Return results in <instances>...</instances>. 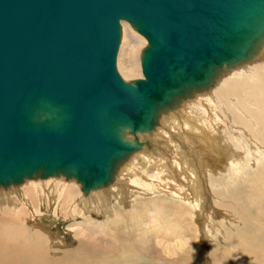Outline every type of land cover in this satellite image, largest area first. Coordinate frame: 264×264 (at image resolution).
<instances>
[{
    "label": "water",
    "instance_id": "water-1",
    "mask_svg": "<svg viewBox=\"0 0 264 264\" xmlns=\"http://www.w3.org/2000/svg\"><path fill=\"white\" fill-rule=\"evenodd\" d=\"M122 20L146 37L145 78L116 61ZM264 0H0V186L76 179L84 196L163 114L254 57Z\"/></svg>",
    "mask_w": 264,
    "mask_h": 264
},
{
    "label": "bare ground",
    "instance_id": "bare-ground-1",
    "mask_svg": "<svg viewBox=\"0 0 264 264\" xmlns=\"http://www.w3.org/2000/svg\"><path fill=\"white\" fill-rule=\"evenodd\" d=\"M122 21L124 29L129 22ZM122 33L123 39L120 46L118 67L123 79L128 80L132 73H136L134 76L137 75L139 78H145L143 72H141L142 53L139 47L142 44H148L146 37L133 30L132 34H129L131 40H127L126 46V35L124 31ZM125 51L130 53L129 61L127 58L122 57ZM230 73L231 75L228 76L229 81L225 86L218 85L212 89L198 92L194 97L184 100L178 109L163 114L161 124L153 135L142 132L137 134L126 132L127 137L133 141L136 138L140 141L149 137L155 143L154 147L157 146L156 148L158 149L160 148L159 141L161 138H165L171 153H167L169 149H165L162 152L160 149L158 152H155L156 150L151 151L149 148L145 149L148 143L147 145L143 143L140 149L131 153L115 169L113 181L102 188L89 192V197L84 198L85 201H83L85 205L82 204L81 200L83 197L82 185L75 187L66 181H53L52 179L51 181L45 180L47 182L42 183L37 182L38 180H29L24 184L23 193L15 196L16 199H25L21 207H16L12 204L11 206L5 207L6 204L2 206L1 203L3 200L5 201V197L4 190L0 188V264H147L144 257L145 240L147 238L145 231L142 230L138 233L137 223H133L130 226L131 219L136 215L138 216L135 211H139V208L134 211L131 206L133 210L114 205V216L111 215V218L104 219L106 221L104 223L98 220V222L87 221L84 228H80L81 225L80 229L77 230L80 236L77 245L64 250H59L60 247L58 245H60L61 240L54 237L47 229V219L50 216H47L46 212L49 208L44 210V215L40 214L34 220L35 223L29 215V211L30 207L33 206L32 202L37 211H40L42 204L46 205L45 202H47V206H51V204H48L50 201V190L56 189L61 184L58 196L54 197L55 202H58L54 209L57 211L55 214L60 212L62 217L64 216L65 218L71 217V214L77 216V214L84 213L82 211H84L83 208L86 206L91 207L94 205L95 211L107 215V212H111L112 208L108 204L110 198L106 191L111 190L112 195L115 196L119 195L120 192L124 196L131 195L133 198L129 201L134 203L135 197L140 195L137 193H147L144 189L148 190V188H145L146 183L142 178L145 177V174L149 176L152 168L160 167L164 169L168 177L178 175L179 172L176 171L172 164L178 161L182 165H188L182 161L184 157H181L180 154L179 147L181 146H174L171 142V136L174 135H170L168 131L162 128L164 123V125L166 123L170 124V127L183 134V137L185 136V139H187V143L190 141L191 144L198 145L203 149L204 155L200 154L202 155L200 160L207 167L209 164L205 162V158L220 162V160L227 158L230 153L232 154L231 158L235 157L237 154L234 152V147L240 146H242L241 150L243 152H239L241 156L243 155L242 159L240 158L241 165L239 166L238 164L236 168V165H234L230 170L232 172L226 179L230 180L229 182L219 185L217 181L221 177L216 176V173L211 172L212 170L209 172L214 174L212 183L216 188L215 190L229 185L227 189L215 194L218 201L213 202L214 206L235 211L238 223L232 224L228 222L225 224L223 219L219 223L215 222L213 216H216L219 211L217 208L207 206V200L204 201L207 196L205 197L202 191V196L198 197L202 203L200 202L197 206L192 203L191 207L186 206L185 209L187 212L192 213V217L194 216L195 220L196 215L199 213L201 215L204 211L208 219H212V223L215 222L217 234H219L217 238L219 239H216L209 249H203L196 245L197 242L190 243L191 235H189L184 240L182 239L179 245L177 244L178 246L184 245V250L175 252L177 255L175 260L166 259L167 264H190V261L191 264H207V261L210 264H264V150L262 151L261 148L257 150L255 147V143L264 142V41L254 57L235 65ZM223 108L227 110L225 111L226 113ZM246 130H249L251 134H248ZM156 136L161 137L160 140ZM250 137L252 138V143L249 141ZM168 138L169 140H167ZM165 142L164 144H166ZM243 160H246L244 167ZM178 170L180 171V169ZM125 176L132 179H127ZM166 183L173 184L171 181L166 182L164 178H161V181H157L156 191H163L162 187ZM237 183L240 185L239 188H235ZM201 186L203 189V184ZM50 187L51 189L47 191L49 194H46L47 197L43 196L42 191ZM193 189L197 193L196 189ZM156 195L149 196L151 199H147L145 202L152 201ZM7 198L9 197L7 196ZM144 199L146 198L140 201ZM78 201L80 204L77 203ZM228 214L230 215V213ZM228 214L226 215L225 213L224 216H228ZM192 224L194 234L199 227L200 231L202 230L201 225L198 227L194 222ZM105 225H109L108 231L113 234L104 236L106 234L104 233L106 231L104 230ZM99 226L100 229L103 227L101 231L99 230L101 235L97 232ZM190 227L192 228V225ZM69 228H71L70 225ZM154 229L156 230V240L154 242H157V244L162 241V239L157 238L159 232L162 231L163 235H168L173 230L162 225L156 226ZM149 238L148 241L150 242ZM164 247L170 249V247ZM57 249L58 251L56 252ZM193 249H195L194 260L192 259ZM130 259H134L135 262H130ZM159 264L164 263L159 260Z\"/></svg>",
    "mask_w": 264,
    "mask_h": 264
},
{
    "label": "rangeland",
    "instance_id": "rangeland-1",
    "mask_svg": "<svg viewBox=\"0 0 264 264\" xmlns=\"http://www.w3.org/2000/svg\"><path fill=\"white\" fill-rule=\"evenodd\" d=\"M122 22H124V21H122ZM128 24L129 23H127V27H125L124 29L122 27V32L124 31V33L126 35V38H125L126 46H127V40H131L130 35L132 34V31L135 30L130 24L129 25ZM122 39H123V33H122ZM122 39H121V41H122ZM146 45H147V43L142 44V46L140 45L139 48H141V53L144 49L143 47H145ZM120 46H121V43H120ZM119 53H120V47H119V51L117 54L116 65H117L119 73L121 74L119 67H118ZM141 53H140V56H141ZM122 57L127 58V60L129 61L130 60V53H127V51H125V54ZM234 67L235 66H231L230 68L224 69V72L220 73L217 76V79L215 81L216 84L212 85L209 89H212L218 85L219 86H225V84L229 81L228 76L231 75L230 71H231V69H234ZM139 69L141 71L140 67H139ZM134 74H136V73H132L129 76L128 80L127 79L125 80V78H124V80L129 82V81H133V80L139 78L137 75L134 76ZM121 76H122V74H121ZM130 78H133V79L129 80ZM223 110H224V112L227 111L225 108H223ZM242 115L245 116L244 114H242ZM227 116H228V114H227ZM164 124L162 125V128L165 131H168L170 133V135H174V136H171L173 139V140L171 139L172 144L174 146L175 145L181 146V147H179L180 152H181L180 154H181V157H184V159L182 158V161L184 163H187L188 166L182 165L178 161L174 162L172 164V166L176 169V171L179 172V174L174 176V177L173 176L168 177L166 175L165 170L160 168V167L152 168V170H150V172H149V176L147 174H145V177L142 178V180L146 183L145 188H148V190L143 188L144 191L147 193H141V192L137 193L140 195H138V197L137 196L135 197L136 199H135L134 203L129 201L133 198V196L132 197H131V195L130 196H127V195L124 196L121 194V192L119 195L115 196V195H112L111 190H108V191H106L108 197L110 198L108 204L110 205V207L112 209H111V212H109V213L107 212V215L100 213L99 211H95L96 208L94 209V205H92L91 207L90 206H86L85 208L82 207L84 209V211H82V212H84L83 214H77V216H74L73 214H71V217L65 218L63 216L64 217L63 218L62 214L60 212L55 214V212H57V211L54 210L55 207L58 205L57 204L58 202L57 203L55 202L54 197L58 196V194L60 192L61 184L58 187H56V189L53 188L52 190H50L51 189V187H50L48 189L47 188L44 189L45 192L42 191L43 192L42 195L47 197V195H46L48 193L47 191L50 190V194L48 193L49 194V200H50L48 202V204L49 205L51 204V206H47V202H45L46 205L42 204L43 206H41L42 210L40 209V211H37V209L34 208V203L32 202L33 209H32V207H30L29 215L31 216L33 222H34V220H36L37 217L40 216V214L44 215V210H47V208L50 209V210L48 209V211L46 212V215L47 216L49 215L50 217H49V219H47L48 220L47 225L46 224L45 225L47 226L48 231L51 232L54 237L61 240L60 245H58L60 247L59 250H64L65 248H71V247H74L77 245L78 240L80 239V236H79L77 230H79L80 228H84L87 221L98 222V220H101V222L104 223V222H106L104 219L111 218V215L114 216L115 215V211L113 210L114 205H116L117 207L123 206V208L127 207V208H129L128 210L132 209L131 207H133L134 211L137 208H139V211L138 210L135 211V213H138V216L136 215L133 219H131L132 221L130 222V226H132L133 223H137L138 224L137 232L140 233V231H142V230L145 231L147 238L145 240L144 257H145V262L147 264H159V260H160V262L162 261L164 264H167L166 259L175 260L176 256H177L175 252L178 250H184V245L178 246L179 243L182 241V239L184 240L185 237H188L189 235H191L190 243L197 242L196 245L198 247H202L203 249H205V248L209 249L211 244L214 241H216V239H219V238H217V237H219L218 236L219 234H217L218 232L216 230L217 226H216L215 222L219 223V221H221L222 219L225 220V221L222 220L223 222H225V224L228 222L235 224V222H237L238 219H237V214L235 211L228 210L225 208L220 209V207L218 208V207L214 206L213 202L218 201V200H216L217 197L215 194L222 191V190L227 189L229 187V185H226L219 190H215L216 188L214 187V185L212 183V179H214V174L213 173L210 174L209 172L212 170L211 172L216 173V176L221 177V179L219 181H217V183L219 185H222L226 182H229L230 180H226V179L231 174L232 171H230V170L232 169V167L234 165H236L235 166V168H236L238 166V164H239V166L241 165L240 161H241L242 156H243V155L241 156V153H243L241 150L242 146L234 147V152L237 154V156L231 158L232 154L230 153V155H228L227 158H224V160H222V161L220 160V162L205 158L204 159L205 162L209 164L207 167L200 160L202 155H204L203 149L200 148L198 145L191 144L190 141H188V143H187V139H185V136L183 137V134H180V132H177V130H175L173 127H170V124H167V123H166V125H164ZM246 132H248V134H251V132L249 130H246ZM156 137L159 140L161 138L159 136H156ZM171 137H169V138H171ZM169 138L167 140H169ZM140 141L143 142L144 145H147V143H148V145H147V147H145V149L149 148V149H151V151L156 150L155 152H158L159 149L161 150V152L165 149L166 150L169 149L167 151V153L168 154L171 153L170 148L167 147L169 145L167 144V141L165 140V138H161V140L159 141V147H160L159 149L156 148L157 146L154 147L155 143L153 141H151V139L149 137L142 139ZM185 141H186V143H185ZM249 141H251L250 143L253 142L251 137L249 138ZM164 142L166 144H164ZM260 144L255 143V147L257 150H260V148H261V150L263 151L264 150V142H260ZM192 147H193V149H192ZM189 149H192V150H189ZM239 152H241V153H239ZM180 154H179V156H180ZM200 154H202V155H200ZM263 154H264V152H263ZM184 160H186V161H184ZM189 160H190V163L188 164ZM244 163H246V160H243V167L245 165ZM189 165L193 168V172L195 174L192 172V168ZM178 169H180V171ZM125 178L130 179V180L132 179V178L127 177V176H125ZM161 178H164L166 180V182L171 181V182H173V184L171 185L170 183H166L162 187L163 191H156L157 190L156 183H157V181H161ZM52 179H53V181L60 180L61 182L62 181H64V182L66 181L67 183L69 182V183L73 184L75 187H77L79 185L81 186V184L76 179L75 180L74 179H66L65 176H59V177H53V176L51 177L50 176L47 178L35 177L33 179H25L24 182H22L20 184H16V185L13 184L12 186L7 187V188H5L4 186L2 187V185H1L0 188H2V190H4V197H5L4 198L5 201L3 200V202L1 203L2 206H4L3 204H6L5 207L11 206V204L15 205L16 207L23 206L22 204H23V201L25 199L24 200L23 199L21 200L20 198L16 199L15 196H16V194L21 195L23 193L24 186H25L24 184L27 183L29 180H34V181L38 180L37 182L44 183V182H47L45 180L51 181ZM39 180H41V181H39ZM45 184L47 185V183H45ZM201 184H203V189H202ZM49 185H50V183H49ZM239 186L240 185L237 183L235 185V188H239ZM143 187H144V185H143ZM193 188L196 189L198 194L194 192L195 190ZM202 191H203V195L205 197L207 196L206 197L207 199H204V201L207 200V202H206L207 206H212L213 208H217L219 211V213L216 216H213V219L215 221L213 223H212V219H208V216H206L204 211L202 212L201 215H200V213L197 214L196 220H195L194 216L192 217V213L187 212L185 209L186 206L191 207L192 203H194L195 206L200 204V202L202 203V201H200L198 199L199 196L200 197L202 196ZM82 194H83V192H82ZM153 194H157V195L152 199V201L145 202V200L151 199V197H149V196H152ZM7 196L9 198L10 197H12V198L9 199V198H7ZM82 196H83L81 198L82 204L85 205L83 202V201H85L84 198H88L89 194H88V196H84V195H82ZM147 197H149V198H147ZM143 198H146V199H144L143 201H140ZM77 203L80 204L79 201ZM117 204H122V205H117ZM204 208H205V206H204ZM205 209H203V210H205ZM225 213H226V215L228 213H230V215L228 214V216H226V215L224 216ZM234 215H235V219H234ZM75 217H77V218L74 219ZM215 219H217V220H215ZM227 219H228V221H227ZM80 221L82 222V224ZM192 222L197 224L198 227L200 225L202 226L201 231H200V227L196 231V233L198 232L197 235H196V233L194 234V228H193ZM34 223H31V224H34ZM76 224H78L79 226ZM69 225L71 228H69ZM161 225L163 227H165V226L169 227L170 229H173V230H171V233L168 235H163L162 231L159 232V235H157V238L162 239V241L160 244H157V242H154L156 240V238H155L156 230L154 229V227H156V226L158 227ZM191 225H192V228L190 227ZM76 226L78 227V229ZM108 226L109 225L104 226V230H106L105 232L102 231V232L106 233L104 236L113 234V233H110L108 231ZM212 226H213V228H212ZM35 227H36V225H35ZM102 229H103V227H102ZM102 229H100V226L98 227L97 232L100 233L99 235H101L100 231ZM56 234H57V236H56ZM99 237H103V236H99ZM148 238L150 239V242L148 241ZM164 246L170 247V249H168ZM186 247H187V243H186ZM57 251H58V249L56 250V252ZM130 262L134 263L135 260L130 259ZM207 262H208L207 264H210L209 261H207Z\"/></svg>",
    "mask_w": 264,
    "mask_h": 264
},
{
    "label": "clouds",
    "instance_id": "clouds-1",
    "mask_svg": "<svg viewBox=\"0 0 264 264\" xmlns=\"http://www.w3.org/2000/svg\"><path fill=\"white\" fill-rule=\"evenodd\" d=\"M194 257H195V249L192 250V259L194 260ZM190 264H191V261H190Z\"/></svg>",
    "mask_w": 264,
    "mask_h": 264
}]
</instances>
